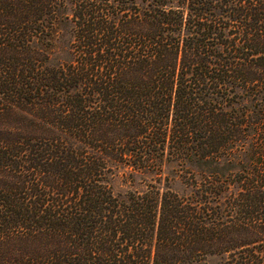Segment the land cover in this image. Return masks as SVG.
I'll use <instances>...</instances> for the list:
<instances>
[{
	"label": "trees",
	"instance_id": "16d2710c",
	"mask_svg": "<svg viewBox=\"0 0 264 264\" xmlns=\"http://www.w3.org/2000/svg\"><path fill=\"white\" fill-rule=\"evenodd\" d=\"M209 256L264 264V0H0V264Z\"/></svg>",
	"mask_w": 264,
	"mask_h": 264
},
{
	"label": "rangeland",
	"instance_id": "374dc122",
	"mask_svg": "<svg viewBox=\"0 0 264 264\" xmlns=\"http://www.w3.org/2000/svg\"><path fill=\"white\" fill-rule=\"evenodd\" d=\"M177 187V185H175ZM195 264H221V260L217 256H209L202 261L196 262Z\"/></svg>",
	"mask_w": 264,
	"mask_h": 264
}]
</instances>
